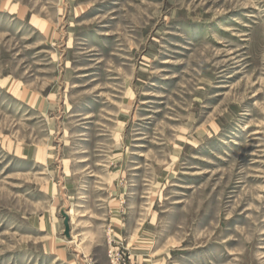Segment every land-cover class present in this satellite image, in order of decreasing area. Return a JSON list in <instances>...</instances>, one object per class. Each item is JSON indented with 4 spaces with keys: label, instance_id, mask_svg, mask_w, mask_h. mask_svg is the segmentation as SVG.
I'll use <instances>...</instances> for the list:
<instances>
[{
    "label": "rangeland",
    "instance_id": "1",
    "mask_svg": "<svg viewBox=\"0 0 264 264\" xmlns=\"http://www.w3.org/2000/svg\"><path fill=\"white\" fill-rule=\"evenodd\" d=\"M0 264H264V0H0Z\"/></svg>",
    "mask_w": 264,
    "mask_h": 264
},
{
    "label": "water",
    "instance_id": "2",
    "mask_svg": "<svg viewBox=\"0 0 264 264\" xmlns=\"http://www.w3.org/2000/svg\"><path fill=\"white\" fill-rule=\"evenodd\" d=\"M62 215L64 217V225H65V234L67 237H71V218L66 209L62 210Z\"/></svg>",
    "mask_w": 264,
    "mask_h": 264
}]
</instances>
